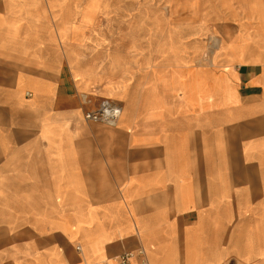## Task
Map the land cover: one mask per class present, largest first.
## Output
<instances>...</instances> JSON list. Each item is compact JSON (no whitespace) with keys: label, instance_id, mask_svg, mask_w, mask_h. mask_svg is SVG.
Here are the masks:
<instances>
[{"label":"crops","instance_id":"0c3cea01","mask_svg":"<svg viewBox=\"0 0 264 264\" xmlns=\"http://www.w3.org/2000/svg\"><path fill=\"white\" fill-rule=\"evenodd\" d=\"M244 5L0 0V264H264ZM103 98L114 126L83 118Z\"/></svg>","mask_w":264,"mask_h":264},{"label":"bare ground","instance_id":"6f19581e","mask_svg":"<svg viewBox=\"0 0 264 264\" xmlns=\"http://www.w3.org/2000/svg\"><path fill=\"white\" fill-rule=\"evenodd\" d=\"M244 10L248 14L244 28L254 31V36L251 37L253 47L239 44L231 51L230 56L241 61L246 60L248 55L264 60V0H245Z\"/></svg>","mask_w":264,"mask_h":264},{"label":"built area","instance_id":"2783aa9c","mask_svg":"<svg viewBox=\"0 0 264 264\" xmlns=\"http://www.w3.org/2000/svg\"><path fill=\"white\" fill-rule=\"evenodd\" d=\"M121 114L122 106L117 100L103 98L95 109L85 111L83 118L87 122L114 126L118 123ZM134 255L140 256L142 264H146L145 252L142 248L138 249L137 252H124L117 256L113 262H106V264H130V260Z\"/></svg>","mask_w":264,"mask_h":264},{"label":"rangeland","instance_id":"374dc122","mask_svg":"<svg viewBox=\"0 0 264 264\" xmlns=\"http://www.w3.org/2000/svg\"><path fill=\"white\" fill-rule=\"evenodd\" d=\"M91 123H93V122H91ZM100 124V123H99Z\"/></svg>","mask_w":264,"mask_h":264}]
</instances>
